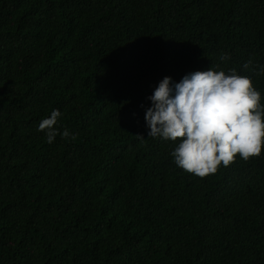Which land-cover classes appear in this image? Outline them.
<instances>
[{
	"label": "trees",
	"instance_id": "obj_1",
	"mask_svg": "<svg viewBox=\"0 0 264 264\" xmlns=\"http://www.w3.org/2000/svg\"><path fill=\"white\" fill-rule=\"evenodd\" d=\"M211 66L264 104V0H0V264H264V148L199 178L148 135Z\"/></svg>",
	"mask_w": 264,
	"mask_h": 264
},
{
	"label": "clouds",
	"instance_id": "obj_2",
	"mask_svg": "<svg viewBox=\"0 0 264 264\" xmlns=\"http://www.w3.org/2000/svg\"><path fill=\"white\" fill-rule=\"evenodd\" d=\"M221 60L230 56L221 54ZM251 59L244 64L250 68ZM258 75L264 74V68ZM145 112L149 137L172 141L175 164L189 174L205 178L227 168L237 155L244 161L259 157L264 148V104L250 77L235 69L190 72L179 82L164 77L148 98ZM61 112L55 109L42 119L38 131L52 143L57 135L69 138L55 127ZM139 137V136H138ZM74 140L75 136H71ZM143 140L142 137H139Z\"/></svg>",
	"mask_w": 264,
	"mask_h": 264
}]
</instances>
